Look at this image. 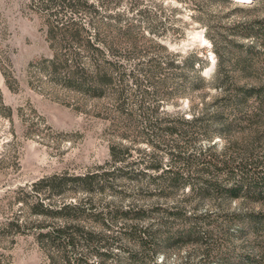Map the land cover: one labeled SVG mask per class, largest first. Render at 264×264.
I'll list each match as a JSON object with an SVG mask.
<instances>
[{"label": "rangeland", "instance_id": "1", "mask_svg": "<svg viewBox=\"0 0 264 264\" xmlns=\"http://www.w3.org/2000/svg\"><path fill=\"white\" fill-rule=\"evenodd\" d=\"M84 1L89 6L76 0H0V264H65L61 248L41 245L36 239L38 232L64 223L62 216L46 211L63 202L82 203L83 211L73 219L107 236L104 248L109 254L105 264H149L152 259L166 264H224L219 260L221 252L246 250L254 236L250 231H238L234 219L225 235L218 227L225 225L233 212L264 211V203L243 196L224 200L213 193L199 199L189 189L191 170L172 154L193 156L209 142L215 153L226 148L228 155L238 156L243 147L251 146L255 161L264 165V113L256 109L252 96L240 122H233L232 114L224 110V122L231 124L212 133L210 139L203 129L180 124L177 130L163 129L159 136H150L145 134L150 130L147 124H135L117 107L116 74L126 73L124 108L133 110L138 102L130 94L137 89L129 73L146 91L152 90L143 74L151 73L143 70L147 67L157 73L153 80L159 73H185L187 78L199 73L203 80L198 87H183L177 93L167 86L149 95L143 104H157L162 113L184 117L201 113L204 106L211 112V101L222 87L212 82L218 56L212 39L218 45H225L227 39L242 45L252 43L256 51L247 54L246 66L234 63L236 56L244 53L236 47L224 54L220 73H229L237 84L264 83L262 39L241 34L246 22L259 19L264 25V0ZM127 23L132 25L131 35L138 50L130 48L125 36L114 56L103 50V56L112 57L118 65V70L111 72L115 83L102 85L100 94H92L86 77L93 74L95 62L84 41L90 37L101 45L99 38L114 34L113 29H123ZM73 26L80 27L83 43L69 37L67 30ZM153 40L166 46L175 64L190 51L205 63L199 67L194 62L193 69L198 70L167 66ZM153 63H159L158 69H153ZM216 125L210 130L217 129ZM185 130L186 135L182 133ZM111 144L127 146L128 154L112 160ZM171 158L181 174L177 189L162 176L152 178L154 173L149 167L157 159L161 169H166ZM192 162L194 167L196 162ZM120 166L133 176L109 175L106 181L92 183L90 188L75 179ZM218 174L222 179L227 177L224 170ZM130 204L145 210L144 216L134 218V222L152 224L161 231L165 230L160 222L164 218L162 209L208 212L207 218L197 222L208 234L159 248L153 254L141 251L124 227L133 218L110 219L107 215L109 206ZM170 221V229L184 223L180 219ZM130 250L136 252V260L131 258ZM80 254L89 262L97 260L92 248L83 243L70 255Z\"/></svg>", "mask_w": 264, "mask_h": 264}, {"label": "trees", "instance_id": "2", "mask_svg": "<svg viewBox=\"0 0 264 264\" xmlns=\"http://www.w3.org/2000/svg\"><path fill=\"white\" fill-rule=\"evenodd\" d=\"M76 2H79L81 5L89 6L84 0H76ZM123 26V29H120L119 27L113 29L116 30L114 34L103 35L101 39L99 38V40H101V45L91 41L90 37L84 41L85 48L91 52L90 57L95 62V67L92 71L93 74L86 77V79L90 81L88 91L92 94H100L102 92V85L115 83L114 76L111 72L118 70V65L112 57H104L103 50H106L108 53L110 52V54L114 56L115 53L120 51L121 40L124 39V36L129 39L128 42L130 48L134 51L138 50L137 42L131 35L132 25L127 23ZM232 27L233 26H227L226 29H233ZM242 28L241 34H243V36H259L264 44V25L260 24L259 19L246 22ZM70 29V31L67 30L69 37L81 41L80 27L73 26ZM81 42L83 43V41ZM212 42L213 49L218 55L216 65L217 72L212 74V82L213 84L219 83L222 87L220 88V91L214 95V98L211 101V103H213L211 112L205 111L206 106H204L201 113L191 115L190 117H184L183 115L174 113H162L157 104L144 106L143 101L152 93L157 94L161 88L170 86L179 93L182 92L183 87H187L189 90L198 87L199 82L203 80V77L199 73H195L192 78H187L185 73H159L161 75L153 80V77L157 76V73H153L154 70L152 71L151 67L143 69L146 72H151L143 73L147 76V80L152 84V90L150 91L141 89L139 87V79L133 74L129 73L130 75H127L131 76L137 89L130 94L132 95V99L138 102L136 109L133 110L124 108L126 99L124 81L126 73L116 74V83L118 85L116 91V100L118 102L117 107L121 111H125V117L133 122L135 121V124L139 122L147 124V126L150 127V132L146 131L145 134L154 137L159 136L163 129H166L169 132L177 130L176 126L180 124L201 128L204 130V136L210 139L212 133L221 132V128H228L231 124L230 122H224V110H229L232 114L233 118L231 119L233 122H240V119L244 117V114L246 113L249 99L252 96L256 103V109L264 113V83L247 84L244 81L237 84L233 81V77L229 73H220V66L224 61V54L228 55L227 53L231 52L233 48L236 49V47H240L244 53L240 56H236L234 63H243V65L246 66L245 62L247 61V54L254 52V45L252 43L242 45L238 42H233V40L230 39L226 40L225 45H218L217 41L214 39H212ZM154 45L162 51L167 66L178 67L181 70L183 68L193 69L194 62L198 63L199 67L205 63L194 51H190L175 64L173 54L167 51L165 45L156 41H154ZM157 64L159 63H153V69H158ZM199 67L193 70H198ZM79 68L80 70H83L81 67ZM176 75L178 77H176ZM176 78H178L179 81H177ZM136 111H138V113H136ZM215 124H217L216 126H218V128L211 131L210 126ZM182 133L186 135L187 130ZM172 146L175 148L176 144ZM212 148L213 144L208 142L203 148L200 147L199 150L197 149L198 151L196 155H180L179 152L172 154L175 158L184 161L187 170H191L189 173L190 177L188 176V183L190 184L189 189L192 193L199 199L206 196L208 193H213L216 196L222 197L224 200L238 199L243 196L245 198L252 197L253 199L264 203V165L255 161L256 159L254 158L252 147H243L238 156L228 155L225 150L226 148H223L219 153L213 152L211 150ZM123 154H128L127 146H117L116 144H111L109 146V155L112 160L120 159ZM151 154H155L154 149ZM173 159L171 158V162L166 169H161L162 167L157 159L153 160V163H150L149 167L154 173L152 178L156 179L162 176L164 179L166 178V180H168V185L173 189H177L179 182H181V174L180 171L173 167ZM192 161L196 162L194 167H191V164L193 163ZM220 170L225 171L226 178L222 179L219 177L220 174H218V172H220ZM128 172H130V170L126 171L124 167L120 166L113 167L110 170L107 169L87 173L77 176L75 179L84 183L86 188H90L89 186L92 183L106 181L109 175L120 173L125 177L133 176L132 174L128 175ZM140 173L145 174V171H141ZM210 173L211 176H206V174ZM166 175H168V177ZM38 205L41 204L38 203ZM46 211L54 215H60L65 220L61 225H53L45 231L37 233L36 239L41 245L46 243L48 246L61 248L65 264H105L104 260L109 254L106 248H104V246L107 245V236L102 234L101 231L84 228L73 219L76 216V213L83 211L82 203L63 202L56 207L47 208ZM161 211H163L161 216L164 218L161 217L162 220H160V222L161 226L165 228V230L162 231L156 227L154 228L152 224L138 225L137 222H134V218H141L145 214V210L141 207H135L132 204L125 207L115 205L114 207H107V215L110 219H115L118 216L126 217L127 219L133 218V221L131 220L132 222L124 226L126 234H128V238L133 240V244H135L137 248L139 247L141 251L143 250L150 254H153L159 248L171 247L176 243L190 239L197 240L200 238L201 234H208L207 229H200L197 225L198 221L208 217V212L198 214L196 211H190L189 213H186L176 207L162 209ZM231 215L232 216H229L225 221V225L218 227V230L222 235H225L229 231V228L233 224L232 219H234L237 222L238 231L246 233L250 231L254 237L250 239L248 245L250 247L246 250L237 252L236 254L231 252L230 254L227 253L221 255V252L219 255L220 262L222 261L224 264H264V211L261 209H251L247 211L241 210L233 212ZM170 218L180 219V221H183L184 223L181 227L170 229L171 225L168 224V222L171 223ZM81 243L92 248L94 255L97 256L95 262H89L82 254L76 257H71L70 254ZM132 250H130V256L135 259L136 252ZM51 260L54 263V259ZM140 264L143 263L141 262ZM149 264H166V262H157L152 259Z\"/></svg>", "mask_w": 264, "mask_h": 264}]
</instances>
